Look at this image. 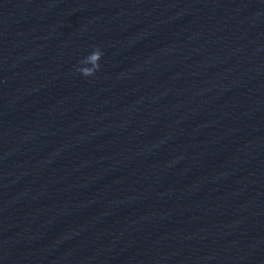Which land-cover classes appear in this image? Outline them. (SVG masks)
I'll list each match as a JSON object with an SVG mask.
<instances>
[{
    "label": "water",
    "instance_id": "water-1",
    "mask_svg": "<svg viewBox=\"0 0 264 264\" xmlns=\"http://www.w3.org/2000/svg\"><path fill=\"white\" fill-rule=\"evenodd\" d=\"M0 264H264V0H0Z\"/></svg>",
    "mask_w": 264,
    "mask_h": 264
}]
</instances>
